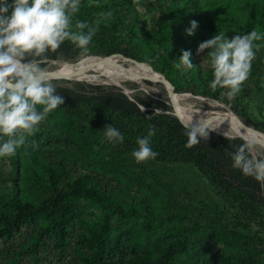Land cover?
<instances>
[{
	"label": "trees",
	"instance_id": "trees-1",
	"mask_svg": "<svg viewBox=\"0 0 264 264\" xmlns=\"http://www.w3.org/2000/svg\"><path fill=\"white\" fill-rule=\"evenodd\" d=\"M208 1V7H204L202 0H175V10L171 14L174 19L173 26L169 35H162L158 40V53L165 65L161 71L167 73L170 68L177 69L174 65L179 61L176 56L172 58V52H191L195 44L212 39L235 22L242 24L247 33L255 30L261 35L262 38L254 43L257 45L255 48L259 49L256 53L259 65L264 67V14L260 8H251V0ZM134 3L135 0H111L106 4H91L89 0H81V7L82 14H86L87 10L103 11L119 6H134ZM222 7L226 19L222 18ZM192 21H196L198 26L193 35H187L186 30ZM75 24L71 23L73 31L76 30ZM165 27H160V34L164 32ZM167 40H170V45ZM134 46L135 50L141 48L140 45ZM94 49L99 50L91 51ZM87 51L66 40L55 52L46 53V58L40 62L41 67L51 60L74 59L72 62H75L89 54L108 57L119 52L130 59L155 65L153 60L134 51H128L129 55L104 46ZM208 51L210 49H205L206 54ZM190 59L193 65L199 62L193 50ZM192 75L191 79L182 83L167 73L168 78L175 84L176 91L189 90L195 95L219 99L221 92L226 90L219 87L213 90L210 87L214 79L211 67ZM50 81L57 83L54 86L57 94L64 99V104L59 106L62 112L55 115L56 123L51 129L56 130L59 123L62 128L59 134H69L65 135V141H72L74 136L76 152H82L88 159L98 162L101 160L100 165L108 169V162L100 155L102 151L109 148L117 154L132 155L138 147L137 137L143 138L147 135L149 126H154L156 134L151 138L150 147L158 155L155 159L148 160L196 166L219 189L225 204L238 209L239 225L245 227L256 223L264 226V182L246 176L240 169L233 167L230 157V153L237 151L245 143L244 139L210 132L207 140H201L199 144L189 148L186 147L188 129L177 116L142 110L119 89L123 87L118 84H94L78 79ZM146 81L150 82L149 79ZM186 87L188 88L185 89ZM246 90L244 82L237 95L244 94ZM135 96L150 111L152 108L149 107L174 110L169 104L156 100L150 94L136 93ZM239 113L252 121L247 114ZM108 124L122 133V144L113 145L104 138L103 128ZM257 126L262 129L260 125ZM52 135L48 132L45 137L50 141ZM44 141V138H41L40 143L33 142L31 155L24 159L19 148L10 156L14 164L13 192L0 197V239L13 238L28 222L37 225V229L20 251V254L29 252L35 263L39 258V249L46 247L49 239L55 240L59 247L65 248L75 228L73 221L78 220L84 227V231L78 235L82 251L79 260L66 264H264V257L261 256L264 254V237L251 238L227 230L219 234L216 228L210 230L197 223L184 225L179 215L173 217L179 222H175L154 241L146 243L134 239V229L124 227L123 224L139 216L140 210L135 205L116 199L108 189L95 181L93 174L76 176L68 163L72 151L67 148V142H64L66 147L62 149L57 145L56 148H51L52 157L49 160L45 156L44 148L47 146ZM247 154L253 157L251 152ZM22 162L27 165L23 171ZM21 177L23 179H20ZM21 180L29 184V190L42 188V191L26 194ZM81 200H87L89 205L102 211L98 219L86 218ZM143 226L154 237L156 227L152 221L147 220ZM219 244L221 246L217 247Z\"/></svg>",
	"mask_w": 264,
	"mask_h": 264
},
{
	"label": "rangeland",
	"instance_id": "rangeland-1",
	"mask_svg": "<svg viewBox=\"0 0 264 264\" xmlns=\"http://www.w3.org/2000/svg\"><path fill=\"white\" fill-rule=\"evenodd\" d=\"M110 1L89 0L91 4H106ZM202 2L204 7H208V0H202ZM8 3H13V0H8ZM249 3L251 8L259 7L260 11L264 14V0H251ZM175 5V0H135L134 6H119L103 11L87 10L85 11L86 14H82L83 8L80 5L79 11L72 16L71 23L87 22L90 26H97L96 22L99 21L97 31L87 50L104 46L115 48L128 54V51H134L142 57H147L151 61L153 60L155 65H151L157 71L162 72L161 68L164 65V60L158 53L160 49L158 40L160 37H163L162 35H169L174 22L171 14L175 10ZM109 12L112 13L111 16L107 15ZM221 15L222 18L226 19L223 7ZM161 26L166 27L164 32L160 34L159 29ZM247 32L242 24L236 22L230 25V28L222 31L228 38L234 35H245ZM167 41H169L168 45H170V40ZM134 44L140 45L139 47L141 48L135 50ZM199 45L195 44L191 48V52L192 50L194 51V56L200 63L198 62L196 65H193L194 67L191 69H187L185 66H181L179 69L170 68L166 72L171 78H176L179 82L184 83L192 78V74H198L199 71L202 72L211 67L210 58L205 50L198 54L197 49ZM254 51L257 53L259 49L254 48ZM172 53L173 59L175 56L179 59L182 55L177 51ZM115 55L122 66L128 65L131 62L130 58L121 53ZM258 61V54H256L255 59L252 61L248 79L245 81L247 90L244 94L236 95L234 98L230 99L227 96L228 89L221 92L219 99L198 95L207 100L194 97L193 94L195 93L193 91L182 90L177 92H190L191 96L185 99V103L195 109H225L229 107L236 111L246 124L254 125L258 129L260 128L257 125H260L262 127L261 130L264 131V67L263 65H259ZM56 66L57 64L53 61L52 64H46L43 69L51 70L56 68ZM162 73L168 78L167 73ZM70 79L73 78H57L55 80L61 82ZM102 79L106 78L102 77ZM168 79L170 80V78ZM149 80L150 82L145 81L144 83L128 80L121 86L125 90L128 89L132 95L136 93L145 95V93L148 94L147 92H149L157 99H166L172 102L169 91L162 81L159 82L160 80L158 79ZM170 81L172 82V80ZM214 102L221 103L222 105ZM38 110H42L41 106L38 107ZM59 112L62 111L58 107L47 114L45 119L36 126L33 134H24L25 143L19 147L22 158L24 159L31 155L30 149L32 143H40L41 138L45 140L44 145L47 146L44 148L46 151L45 156L49 160L52 157L51 148H56L55 145H57V147L61 146L59 149H62L66 147L64 144L67 142V148L72 151L68 163L76 176L85 173L93 174L95 181L103 188L108 189L116 199L135 205L140 210L139 216H135L129 222L123 224L124 227H131L135 230H133L135 233L134 239L146 243H150V240L154 241L158 238V235H162L175 222H179L173 218L176 215H179L183 219L184 225H194V223H197L210 230L216 228L219 234L227 230L238 232L251 238L257 236L264 237V226L253 223L243 227L237 223L238 209L225 204L219 189L212 184L209 177L205 176L194 165L153 162L150 160L137 163L131 154H117L108 148L107 151L104 150L100 154L108 162V169H104L100 165L101 160L98 162L97 160L88 159L82 152H76L77 144L75 143L76 139H74V136L71 138L72 141H65V135L69 134H59L62 129L59 123L56 130H54L55 128L51 129L52 125L56 123V118L54 117ZM239 112L247 114L248 118L253 121V124L247 121V117ZM48 132L53 134L50 141L45 137ZM7 139L8 137H0V143ZM255 155L258 159L259 157L264 159V147L260 146L257 148ZM26 167V163L22 162V171ZM13 169L14 164L10 156L0 157V197L13 192ZM20 179L23 178L21 177ZM21 181L26 194H35L37 191H42V188L29 190V184L23 180ZM80 203L84 207L87 219H98L102 214L99 208L89 205L87 200H81ZM147 220H151L152 224L156 227L154 237L143 226V223ZM73 223H75V228L71 232L70 241L65 245V248L59 247L55 240L49 239L48 245L46 247L42 246L39 249L37 263L34 262L29 252L20 254L23 244L28 242L30 235L37 229V225L34 223H26L13 238L7 240L0 239V264H66L70 261L79 260L82 246L78 242V235L84 231V227L78 223V220L73 221ZM220 246L221 244L217 247ZM261 256L264 257V254Z\"/></svg>",
	"mask_w": 264,
	"mask_h": 264
},
{
	"label": "clouds",
	"instance_id": "clouds-1",
	"mask_svg": "<svg viewBox=\"0 0 264 264\" xmlns=\"http://www.w3.org/2000/svg\"><path fill=\"white\" fill-rule=\"evenodd\" d=\"M80 5L81 0H13L11 4L8 0H0V137H8L0 143V157L14 155L25 143L24 134H33L47 114L64 104L40 62L47 52H55L66 40L87 51L99 21L97 26L77 22L76 30H71V18ZM197 26V22L192 21L186 34L193 35ZM261 38L255 30L231 38L220 33L199 45L198 54L210 49L207 55L213 70L214 79L210 83L213 90L217 87L228 89L230 99L241 91L255 59L257 45L254 42ZM190 57V51L182 50L179 63L174 66L177 69L181 66L193 68ZM141 108L144 110L142 105ZM184 126L188 129L186 147L189 148L207 140L213 131L193 119L186 121ZM103 130L108 142L113 145L123 143L124 136L111 124L105 125ZM155 134V127L149 126L146 136L137 137L138 147L132 152L137 163L155 159L158 155L150 147ZM251 147L252 142L246 140L237 151L230 153L233 167L264 182V159L250 157L247 153Z\"/></svg>",
	"mask_w": 264,
	"mask_h": 264
},
{
	"label": "bare ground",
	"instance_id": "bare-ground-1",
	"mask_svg": "<svg viewBox=\"0 0 264 264\" xmlns=\"http://www.w3.org/2000/svg\"><path fill=\"white\" fill-rule=\"evenodd\" d=\"M118 61L119 60L116 55L108 57L88 55L78 61H70V63L55 60L54 62L57 64L56 68L51 70L44 69V71L46 72L49 80L57 78L87 79L94 82L115 83L120 86L128 80H135L144 83L146 78L158 79L166 85L172 99V103L174 100L177 102V111L184 117L193 119V121L197 123L201 122L206 124L209 128L247 136L248 141L252 142L251 149L255 154L257 148L260 146L264 147V131L258 129L254 125L246 124L232 108L195 109L185 103V99L191 96V93L177 92V94H174L169 88L171 85L166 80L165 75L162 72L157 71L150 63L131 59V62L128 65L122 66ZM102 77L106 79H102ZM127 91L129 93L128 89ZM202 99L205 98L202 97ZM214 103L222 105L218 102Z\"/></svg>",
	"mask_w": 264,
	"mask_h": 264
},
{
	"label": "water",
	"instance_id": "water-1",
	"mask_svg": "<svg viewBox=\"0 0 264 264\" xmlns=\"http://www.w3.org/2000/svg\"><path fill=\"white\" fill-rule=\"evenodd\" d=\"M96 50H99V49H94V50H91V51H96ZM89 52V51H87ZM121 53V52H119ZM74 59H68V60H65V62L67 63H70V61H73ZM53 61L55 60H51L49 63H52ZM166 77V76H165ZM80 81H87L89 83H94V84H113L115 85L114 83H109V82H94L92 80H87V79H78ZM166 80L169 82V84L171 85V87H169L171 89V91L174 93V94H177V91H176V86L166 77ZM53 86L57 85V83H52ZM117 86V85H116ZM120 90L124 91L130 98L133 102L137 103L140 107L141 105L143 106L144 110L147 111V112H153V113H171L175 116H177L183 123H185L186 121H188L189 119L187 117H184L182 114H180L177 110V102L174 100V102H170L166 99H157L155 98L156 100H159L161 102H164V103H167L169 104L171 107H173V111L170 110V109H167V108H164V107H159V108H156V107H149V108H152L151 111L146 108L145 104L142 103L135 95L133 96L132 94L128 93L127 90L119 87ZM147 92V91H146ZM148 94H150L149 92H147ZM151 95V94H150ZM194 97L196 98H199L201 99L202 97L198 96V95H195L193 94ZM152 96V95H151ZM247 119V118H246ZM247 121H249L250 123H252V121H250L249 119H247ZM253 124V123H252ZM209 128V127H208ZM209 130H213L211 132H214V133H218V134H221V135H225L227 137H232V138H241V139H244L245 141L248 140V137L243 135V134H238V133H227L225 131H221V130H218V129H213V128H209ZM253 155V157L257 158V156L253 153L252 149L250 151ZM258 159V158H257Z\"/></svg>",
	"mask_w": 264,
	"mask_h": 264
}]
</instances>
